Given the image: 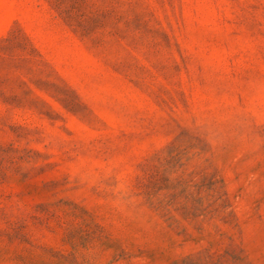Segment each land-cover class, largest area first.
Instances as JSON below:
<instances>
[{
	"label": "rangeland",
	"instance_id": "obj_1",
	"mask_svg": "<svg viewBox=\"0 0 264 264\" xmlns=\"http://www.w3.org/2000/svg\"><path fill=\"white\" fill-rule=\"evenodd\" d=\"M0 264H264V0H0Z\"/></svg>",
	"mask_w": 264,
	"mask_h": 264
}]
</instances>
